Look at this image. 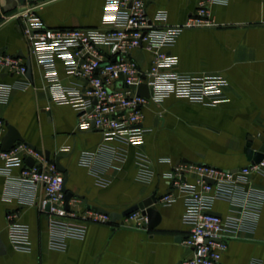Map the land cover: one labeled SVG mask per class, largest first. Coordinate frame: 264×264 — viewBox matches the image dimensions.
<instances>
[{"label":"crops","instance_id":"obj_1","mask_svg":"<svg viewBox=\"0 0 264 264\" xmlns=\"http://www.w3.org/2000/svg\"><path fill=\"white\" fill-rule=\"evenodd\" d=\"M105 3L42 0L20 5L17 0H0V11L6 7L0 14V52L21 53L31 69L27 84L19 74L0 71V82L13 86L9 99L0 102V116L44 155L50 151L52 158L63 156L66 188L74 194L76 211L65 219L86 225L84 236L68 238L64 250L50 249L49 216L37 205L42 193L31 195L33 190L19 180L22 167L15 166L9 174L0 173V233L6 244L0 264H180L193 252L184 244L190 226L184 221L182 192L176 191L177 199L169 205L158 202L161 220L152 229L139 228L132 219L95 220L88 206L122 212L155 192L160 197L170 191L165 173L177 165L185 169L183 179L190 183L198 177L192 164L236 170L249 163L248 137H254V147L264 137V0H150L149 14L166 10L170 25L182 24L200 5H206L212 24L182 30L170 51L177 56L181 72L226 77L225 100L212 105L172 95L160 103L149 102L142 113L143 125L151 130L138 145L116 139L106 143L97 130H79L76 109L53 100L42 69L28 58L20 14L30 5L50 27H95L102 22ZM135 58L141 67H148L147 52L137 50ZM58 69L68 83L71 79L60 60ZM6 132L7 125L0 132V145ZM115 149L122 150L124 158L111 159ZM86 151L95 152L92 167L81 163ZM139 155L147 157L153 171L148 182L139 180ZM99 177L109 182L101 184ZM255 183L264 188V178H255ZM213 211L225 216L231 205L218 199ZM10 212L29 229L27 248L17 249L10 242ZM222 261L264 264V202L255 231L230 240Z\"/></svg>","mask_w":264,"mask_h":264},{"label":"built area","instance_id":"obj_2","mask_svg":"<svg viewBox=\"0 0 264 264\" xmlns=\"http://www.w3.org/2000/svg\"><path fill=\"white\" fill-rule=\"evenodd\" d=\"M149 1L106 0L102 22L95 27H50L32 6L24 7L20 14V27L29 47L28 58H33L42 69L53 100L71 104L78 112L79 130L95 129L106 143L116 139L141 144L151 130L143 125L142 113V107L149 102L160 103L172 95L212 105L225 100L226 77L181 72L177 69V56L170 51L182 30L212 24L206 5H200L182 24L170 25L166 10L149 14ZM137 50L150 55L148 67H141L137 62ZM59 60L71 79L68 83L60 75ZM0 71L19 74L26 79L23 84H27L28 65L20 56L0 52ZM141 84L147 85L148 96L138 93ZM12 89L10 84L0 82V102L9 99ZM5 128L6 123L0 116V132ZM259 141L257 147L252 142L254 151L263 144L261 138ZM24 155L32 156L36 163L27 166ZM110 157L120 160L124 152L115 149ZM94 158L95 152L86 151L80 160L84 166L92 167ZM138 158L139 180L148 182L153 176L150 163L145 155ZM0 159L4 161L0 173L9 174L13 167L21 166L20 183L33 190L31 195L42 193L37 205L49 216L50 249L64 250L68 238L84 236L85 224L65 219L76 214L72 206L74 197L68 202V209L64 175L46 155L21 143L8 151L0 149ZM191 166L197 171L196 182L184 180L185 169L179 165L173 167L165 173L170 191L161 195L158 202L169 205L177 199L176 191L184 194V221L190 226L184 244L193 252L180 264H224L222 256L230 240L255 231L258 225L264 188L257 186L255 178H264V156L258 162L249 160L236 170L204 164ZM206 177L214 183H209ZM99 181L109 182L104 177H99ZM218 199L230 203L229 214L211 213ZM88 213L95 220H110L108 215L92 209ZM7 217L11 244L17 249L27 248L28 227L15 220V213L10 212ZM128 219L139 228L148 227V216L140 209L123 221Z\"/></svg>","mask_w":264,"mask_h":264},{"label":"water","instance_id":"obj_3","mask_svg":"<svg viewBox=\"0 0 264 264\" xmlns=\"http://www.w3.org/2000/svg\"><path fill=\"white\" fill-rule=\"evenodd\" d=\"M35 1H37V0H17V2L20 5H25L26 2L32 3ZM3 11H6V7L2 8V11H0V14H2ZM16 56L17 57L22 56V54L19 53ZM27 65H28L27 75L29 77H31L30 62H27ZM138 93L141 95L148 96L149 91H148L147 85L141 84L138 88ZM6 125H7V132L2 137L1 145H0L1 150L8 151V150L14 148L18 144L25 143L28 146L35 149L38 153H40V154L43 153L42 150L37 149L34 145L27 142L24 139V137L22 136V134L20 133V131L17 129V127H15L14 125H12L10 123H7ZM253 139H254V137L252 135H250L248 137V141L246 143V148H245V153H246L248 160H252L253 162H258L264 156V137H261L263 144L260 146V149L258 151H254L252 148ZM45 155H46V158L49 159L52 163H54L57 166L58 170L61 171L64 175V191L66 192V202H67L66 205H67V208L69 209L68 202L74 197V194L71 191H68V189L66 188V182L68 180V172H67V169L64 167V165L61 163V159L63 156L58 155V156H55L54 158H52L50 155V151H45ZM24 158H25V163L27 166L32 167L36 163L35 159L32 156L24 155ZM206 180L209 183H214L213 179L206 177ZM158 200H159V197L157 196V192H155L152 195H150L149 197L140 201L139 203L123 210L122 212L109 211V210L99 208L96 206H91V205H89L88 208L95 210V211H98L99 213H103V214L108 215L112 222L123 221V219L128 217L131 213L140 209L143 211L144 214H146L148 216V226H149V228L152 229V228L156 227L161 220V214H160V211H159L158 205H157ZM48 209H49V206H47V210ZM211 213L218 214L215 211H211ZM5 252H6V244H5V242L2 238V235L0 233V254H3Z\"/></svg>","mask_w":264,"mask_h":264},{"label":"rangeland","instance_id":"obj_4","mask_svg":"<svg viewBox=\"0 0 264 264\" xmlns=\"http://www.w3.org/2000/svg\"><path fill=\"white\" fill-rule=\"evenodd\" d=\"M39 1H42V0H37V1H35V2L37 3V2H39ZM35 2H32V3H35ZM27 6L29 7L30 5H27ZM61 17H62V16H60V19H61V20H64V19H62Z\"/></svg>","mask_w":264,"mask_h":264}]
</instances>
